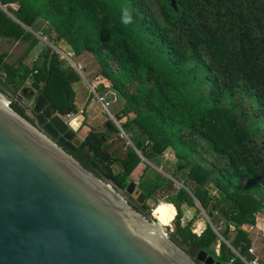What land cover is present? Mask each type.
Returning a JSON list of instances; mask_svg holds the SVG:
<instances>
[{
  "label": "trees",
  "instance_id": "1",
  "mask_svg": "<svg viewBox=\"0 0 264 264\" xmlns=\"http://www.w3.org/2000/svg\"><path fill=\"white\" fill-rule=\"evenodd\" d=\"M125 10L131 23L123 22ZM38 18L77 57L92 56L100 69L90 82L98 91L114 88L123 95L115 117L133 113L124 128L139 132L133 139L139 152L116 148L110 164L101 153L114 146L110 131H120L112 120L107 131L93 130L72 154L126 188L131 181L142 185L149 169L140 155L153 159L172 148L178 167L186 170L185 187L170 186L155 216L167 224L177 209L178 237L189 245L197 241L227 264H246L235 250L253 258L252 238L242 226L256 225L264 208V0H177V9L168 0H0V38L30 42L26 57L40 42L26 26ZM6 57L0 53V80L23 85L33 76L66 113L74 99L71 86L80 80L72 66L65 68L51 48L33 68L14 67ZM11 107L21 112L16 103ZM118 162L123 167L116 176L111 164ZM211 184L223 193L219 199ZM194 197L216 226H224L229 243H220L219 254L211 224L198 236L191 221L181 222L182 205H195Z\"/></svg>",
  "mask_w": 264,
  "mask_h": 264
},
{
  "label": "water",
  "instance_id": "2",
  "mask_svg": "<svg viewBox=\"0 0 264 264\" xmlns=\"http://www.w3.org/2000/svg\"><path fill=\"white\" fill-rule=\"evenodd\" d=\"M168 1L177 9V0ZM43 90L37 80H0V264H227L197 241L183 248L176 220L170 231L137 209L129 194L147 198L137 182L123 188L79 161L72 152L92 129H75ZM14 101L66 147L13 109ZM101 157L110 163L107 151ZM112 168L121 173L119 163Z\"/></svg>",
  "mask_w": 264,
  "mask_h": 264
},
{
  "label": "rangeland",
  "instance_id": "3",
  "mask_svg": "<svg viewBox=\"0 0 264 264\" xmlns=\"http://www.w3.org/2000/svg\"><path fill=\"white\" fill-rule=\"evenodd\" d=\"M26 27L30 31L34 32V34L40 39L39 44H37V46L27 55V57H25L27 49L30 46V42L14 41L6 38H1L0 53H7L6 62L14 67H20L22 66V63H25L28 65V67L33 68L36 65V60L34 59L39 57V59L43 61V54L45 50L47 48H51L53 51L57 52L63 59V66L65 68L68 66H72L75 69V66L81 63L83 69H81L79 72L76 68V71L81 74L80 80L72 84L70 92L72 96H75L77 109H83L81 107L86 105L87 108H89L90 115L95 116V118H87L86 113L88 109L86 108L84 110V115L86 116V118L82 121V124H80V130L83 126H87L94 131L105 132L109 129V121L112 120L120 131H110L109 141H111V139H115V143L114 146L111 147L107 152L110 154L116 148L122 149L123 153H126L130 148H134L135 150H137L133 139L139 137V132L137 130L132 132L127 131L124 128V124L132 119L134 117V114L132 113L129 116H125L120 119L119 123L121 127L118 126V124L112 118L125 102V98L123 97V95L114 88H109L106 90V92L98 91V89L94 88V85L90 83L91 77L94 76L96 71L100 69L99 64L94 61L92 56L86 53L83 57H77L66 40L58 39L56 37V34H49L48 28L50 27V23L43 18H38L32 27ZM86 68L89 69L88 73L85 72ZM106 97H110L112 99L111 104L107 106L108 109L105 107L103 100ZM245 104H247V102H245ZM74 114L77 115V112ZM64 117H66V114H64ZM79 128L77 127L75 129L78 130ZM122 129H124V131ZM140 156L149 164V169L147 170L146 175L142 180V185H140L139 182L137 183L145 192H149L152 189L156 190L154 194V202L152 203L150 209V214L156 217L155 208L162 200L165 201L167 199V197L165 196L168 191H170L169 187L172 186V189L185 187L183 186L184 182L181 179L186 178V170H184L182 166L178 167L177 158L175 157V153L172 148H168L163 152V154L153 159L144 158V156L142 155ZM118 163L119 167L122 168V163ZM177 175L180 176V180L176 179ZM162 185H166L165 189L167 190L164 191V189L161 187ZM209 188L214 199H219L223 195V193L214 184L209 185ZM194 201L195 205H190L189 203H184L182 205V224L185 225L191 221V225L194 231L198 228H203L204 226L206 227L208 223L211 225H215L212 222L211 212L206 210L195 197ZM177 213L178 211L176 209V212L172 216L171 220L168 221L167 224H163L168 225L170 231H173V221L176 220L175 218ZM156 219L159 220L157 217ZM219 227H222L219 234L217 233L219 239L213 245V248L215 249L217 254H219L220 243L222 241L229 243V241L226 240L222 233L224 230V226L220 224ZM242 228L249 232L253 242L252 247H255L257 254L260 256L261 264H264V208L260 209L257 212L256 225H243ZM230 234L231 236L235 235L234 227H231ZM235 251L237 254H239L237 250Z\"/></svg>",
  "mask_w": 264,
  "mask_h": 264
},
{
  "label": "flooded vegetation",
  "instance_id": "4",
  "mask_svg": "<svg viewBox=\"0 0 264 264\" xmlns=\"http://www.w3.org/2000/svg\"><path fill=\"white\" fill-rule=\"evenodd\" d=\"M40 83H42V82H40ZM7 85H9V86H13V83H7ZM42 86H43V84H42ZM44 87V86H43ZM29 92V91H28ZM23 94H25V93H23ZM13 103H16L19 107H20V109H21V112H19L20 114H22L24 117H26L30 122H32L33 124H35V125H37V127H39V129H41L42 131H44L47 135H49L55 142H57L58 144H60L62 147H66V143H65V141H61V139H60V136H62V135H59V136H51L50 134H48V132L45 130V125L40 121V120H38L36 117H32V116H29V115H27V113H26V110L23 108V106H21L20 104H19V102H16V101H14ZM68 109V108H67ZM61 113V112H60ZM61 115H62V117H64V113H61ZM66 117H67V115H66ZM66 117H64L65 118V120L66 121H69L68 120V118H66ZM93 131V130H92ZM91 133V132H90ZM89 133V134H90ZM80 147V146H79ZM78 147V148H79ZM77 148V149H78ZM76 149V150H77ZM75 150V151H76ZM74 152V151H73ZM110 164V163H109ZM112 165V164H111ZM116 175V174H115ZM116 176H118V175H116ZM147 193V198H146V200H145V202L144 203H139L138 201H137V199L135 198V197H133V196H131L130 194H129V199H130V201L133 203V205L137 208V209H139L140 211H142L143 213H146V214H150V209H151V205H152V203L154 202V195L153 196H149L148 195V193L149 192H146ZM174 238L176 239V241L183 247V248H185V249H189V244L188 243H186V242H184L183 240H182V238H180V237H178V235L177 234H174ZM202 263V262H201Z\"/></svg>",
  "mask_w": 264,
  "mask_h": 264
},
{
  "label": "crops",
  "instance_id": "5",
  "mask_svg": "<svg viewBox=\"0 0 264 264\" xmlns=\"http://www.w3.org/2000/svg\"><path fill=\"white\" fill-rule=\"evenodd\" d=\"M1 39V38H0ZM4 39V38H3ZM7 39V38H6ZM72 48V47H71ZM3 53V52H2ZM27 57V56H26ZM34 60H36L35 61V63L39 60V57L38 58H35ZM25 62V61H24ZM78 63V62H77ZM78 65L80 66H82V64L81 63H79V64H77V66H75L76 68H77V70L80 72V70L81 69H83V66H82V68L81 69H79V67H78ZM76 68H75V71H76ZM86 70V71H85ZM84 71L86 72V73H88V71H89V69H85ZM77 72V71H76ZM79 72H77L79 75H81ZM3 73V76H4V78H6V76H7V73L6 72H2ZM28 80H30V81H34V80H36L33 76H31V78H29ZM3 81V80H2ZM4 82V81H3ZM5 84H7L6 82H4ZM26 83V82H25ZM91 83V82H90ZM42 84H43V86H44V84H45V82H42ZM13 85H15L14 83H13ZM18 85H20V84H18ZM92 85H94V84H92ZM45 87V86H44ZM94 88H95V86H94ZM94 91H95V89H94ZM105 92H106V90H105ZM110 98V97H109ZM111 99V98H110ZM104 100V99H103ZM111 102H112V99H111V101H110V103L109 104H111ZM73 106H74V108H73ZM106 107V106H105ZM69 108H72V111L71 112H74V113H76L77 112V115L75 114V116L73 117V118H76V117H79L80 118V124H82V121L83 120H85V118H86V116L84 115V110L87 108V106L86 105H84V106H82L81 108H83V109H77V106H76V99H75V96H74V99H73V101H72V105H71V107H69ZM107 109H108V107H106ZM88 109V111H87V118H91V119H94L95 118V116H91L90 115V112H89V108H87ZM81 110H83V113H81ZM119 111V110H118ZM64 114H66L67 115V118H68V114H67V111H66V113H64ZM71 119L72 118H68V120L69 121H71ZM80 124H79V126H80ZM79 126H78V128H79ZM245 225H249V224H245ZM205 227V226H204ZM204 227H203V229H204ZM230 264V263H229Z\"/></svg>",
  "mask_w": 264,
  "mask_h": 264
},
{
  "label": "built area",
  "instance_id": "6",
  "mask_svg": "<svg viewBox=\"0 0 264 264\" xmlns=\"http://www.w3.org/2000/svg\"><path fill=\"white\" fill-rule=\"evenodd\" d=\"M81 68H82V66L80 65V66H79V69H81ZM36 72H37V71H36ZM30 82H31L30 80H27V81H26L27 84H30ZM104 105H105V103H104ZM108 105H109V104L107 103V104H106V107H107ZM82 112H83V111H81V113H82ZM74 116H75L74 112H71V113L68 114V117H69V118H73ZM129 141H130V139H129ZM183 186H184V184H183ZM212 226H213L215 232L219 234V232H220V230L222 229V227H219V226H216V225H212ZM203 231H204L203 228H198L197 230H195V232L198 234V236H200V235L203 233ZM249 253H251V254L253 255V258H251L250 260H247V259H246L244 256H242L241 254H238V256L241 257L243 260H245V263H246V264H261L260 256L257 254L255 247H252V246H251L250 249H249Z\"/></svg>",
  "mask_w": 264,
  "mask_h": 264
},
{
  "label": "clouds",
  "instance_id": "7",
  "mask_svg": "<svg viewBox=\"0 0 264 264\" xmlns=\"http://www.w3.org/2000/svg\"><path fill=\"white\" fill-rule=\"evenodd\" d=\"M123 22L124 23H131V16L130 14L127 12V10H125L124 15H123Z\"/></svg>",
  "mask_w": 264,
  "mask_h": 264
},
{
  "label": "bare ground",
  "instance_id": "8",
  "mask_svg": "<svg viewBox=\"0 0 264 264\" xmlns=\"http://www.w3.org/2000/svg\"><path fill=\"white\" fill-rule=\"evenodd\" d=\"M80 118L79 117H76V118H72L70 123L71 125L74 127V128H77L80 124Z\"/></svg>",
  "mask_w": 264,
  "mask_h": 264
}]
</instances>
